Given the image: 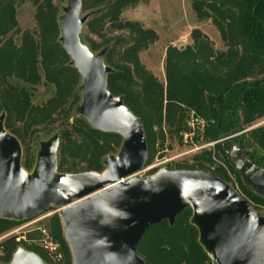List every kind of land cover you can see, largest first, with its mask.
<instances>
[{"label": "rangeland", "instance_id": "obj_1", "mask_svg": "<svg viewBox=\"0 0 264 264\" xmlns=\"http://www.w3.org/2000/svg\"><path fill=\"white\" fill-rule=\"evenodd\" d=\"M197 1L199 0H139L135 6L123 9L119 17L120 22H134L154 34L153 38L147 40V43L139 47L135 53L137 72L139 71L141 77L133 76L137 85L132 87V90L140 92L141 98L145 97L142 89L146 80H152L162 90L159 96L154 97L156 101L155 104H150L151 106L146 99L140 98L133 101L135 106L141 109V112L143 111V114L161 112V120L157 119L151 128L156 136L154 148L148 152V159L138 176L145 177L156 173L158 169L143 170L150 165L157 164H159L158 167L163 166L171 171H206L213 176L223 177L224 182L230 185L237 194L249 200L251 195L257 194L243 183L235 168L230 166L223 144L226 145L227 151L234 160L238 145L242 137H245L246 146L242 150L244 159L253 165H256L254 161L264 165V148L259 147L249 136V132L255 128L264 130V117L256 118L249 125H243L242 132L226 139L222 138L218 143L204 139L203 132L209 123L207 121L208 108L206 106L204 110L198 112L199 106L193 100H198V94L202 93L200 102H205L208 92L213 95L218 92V80L206 76L203 72L212 73L213 77H216L214 76L218 70L215 62L216 55L226 51L229 40L221 37L220 28L213 22L212 11L205 5H202L200 9L207 15L197 16V8H195ZM8 2L13 9V20L8 19L5 7L3 12L1 10V7ZM66 4L67 0H0V12L3 13L2 16L0 15V92L3 94L4 91L7 96V91L11 89L26 100L22 108L25 110L23 117L13 116L11 124L24 135V144H20L21 165L26 163V168L22 167L27 172H31L35 166L36 154L41 142L53 135L58 136L59 142L56 150L58 161L60 149L64 150L66 145L61 133L65 130L71 131L76 125L75 119L86 123L83 117L75 114V107L81 100L78 91L81 76L75 67L70 66L71 60L58 41L59 17L63 14L62 8ZM81 12L82 15L87 13V11ZM92 27L83 26L81 36L87 42L84 44H92L95 47L91 50L93 54L100 49L114 46L113 58L119 61L118 58L122 51L133 44L132 38L135 33L130 32L128 28L117 29L109 27L108 23L102 28L95 23ZM13 49L22 52L28 50L29 55L24 61L20 60V63H17L13 57L10 58L8 55ZM52 51L53 54H51ZM24 63L27 67L32 65L34 70L31 72L11 70V64L18 67L17 64ZM124 63L130 70H133L132 61ZM170 66L174 67L175 71L168 74L167 69ZM187 74L188 82H183L182 78ZM254 78L259 79L261 76L246 78L245 81L251 82ZM209 84H212L214 89H210ZM3 99L0 100V114L6 116ZM172 105L175 106L174 110L173 107L171 108ZM167 112L174 114L170 120L171 123L166 121ZM181 115L183 117L180 122H175V118ZM134 116L140 120L135 114ZM160 133L163 139L157 137ZM71 140L77 143L82 141L77 133H72ZM122 142L123 139L119 136L117 145L110 143L113 151L108 152L106 156L117 154ZM221 146L225 152V158L221 153ZM245 150L253 154V161L246 157ZM208 153L211 156L210 161L206 158ZM61 155L67 166L73 165L74 173L70 174L87 172L85 171L87 161L99 158L97 153L86 147L79 149L75 157H69L63 151ZM256 166L263 169L262 165ZM104 169L102 159L100 170ZM218 169H221L224 175ZM46 213L48 216L40 224L45 234L36 228L24 229L9 236L8 239L14 238L26 251L28 248L25 245L34 244L37 247L35 254L39 255L45 264H62L64 260L72 264L70 248L64 237L62 223L63 247L49 232L51 219L56 218L60 221L58 209L52 208ZM260 213L263 215L264 209H261ZM191 216L192 210L190 209L181 218L180 223L188 221L191 225ZM20 225L22 224L0 233V236L13 231ZM161 233L160 228L150 229L136 248L138 256L143 261L146 260L148 264H188L187 262L198 254L196 250H191V244H197L202 248L199 244L197 229L191 235L185 233L180 244L172 252L167 249L166 245L159 244L158 246Z\"/></svg>", "mask_w": 264, "mask_h": 264}, {"label": "water", "instance_id": "obj_2", "mask_svg": "<svg viewBox=\"0 0 264 264\" xmlns=\"http://www.w3.org/2000/svg\"><path fill=\"white\" fill-rule=\"evenodd\" d=\"M81 0H67L58 38L70 66L81 76L75 114L91 128L123 139L117 154L103 160L102 172L57 173L58 136L40 143L35 166L21 165V145L3 126L0 114V218L25 223L56 208L72 264H146L136 248L144 233L162 221L192 210L191 224L212 264H264V216L230 185L208 172L167 170L139 177L147 158L141 121L108 89L107 48L93 54L80 41L95 11L82 15ZM228 162L243 183L264 198V169L244 159L241 143ZM9 264H45L18 247Z\"/></svg>", "mask_w": 264, "mask_h": 264}, {"label": "trees", "instance_id": "obj_3", "mask_svg": "<svg viewBox=\"0 0 264 264\" xmlns=\"http://www.w3.org/2000/svg\"><path fill=\"white\" fill-rule=\"evenodd\" d=\"M138 1L139 0H81V6L83 12L87 11L86 14L92 11L96 12L84 25L86 28H93L92 24L94 23L98 25L99 28H102L103 25L108 23L109 27L117 29L128 28L130 32L135 33V36L132 38L133 44L122 51L118 58L119 61L113 58L115 49L114 46H112L106 51L104 64L113 69V72L108 74L107 78L109 91H111L112 95L115 97H123L124 105L140 118L147 141V150L150 152L154 148L156 141L155 133H153L151 128L157 119L158 121L161 120V112L156 111L155 114H143V111L141 112V109H138L133 102L134 100L140 99L142 94L132 90V87L137 85L133 76L136 75L137 78L138 76L141 77L139 71L137 72V62L134 58L135 53L139 47L147 43V40L152 39L154 34L149 30L141 28L134 22L123 23L119 21L123 9L135 6ZM195 5L198 17L207 15L205 11L200 9L202 5H205L212 11L213 22L220 28L221 37H225L229 40L226 51L222 53L219 52L216 55L215 62L218 65V70H216L217 74L214 75L216 77H213L212 73L203 72L206 73V76L218 80V92L215 93L216 95L208 92L205 102H200L202 93L198 94V100H193V102L199 106L198 112L202 109L204 110L206 106L208 108L207 121H209V123L206 125V129L203 132L204 139L208 142L218 143L222 138L226 139L242 132L244 130L243 125H249L252 121L256 120V118L264 117V0H199ZM4 7L8 19L13 20L14 14L10 2L1 7L2 12L4 11ZM99 7H101V9H98ZM2 12H0L1 16L3 14ZM79 38L83 44L87 43L83 39V36H81V33ZM87 46L90 51L95 49L92 44H88ZM51 54H53V51ZM8 55L10 58L13 57L17 63H20V60L24 61L25 57L29 55V51L25 50V52H22L13 49ZM44 59H46V57H44ZM126 61L133 62V70H130V68L126 66L124 63ZM11 66V70L14 69L20 72H31L34 70L32 65L27 67L25 63L22 65L17 64L18 67L12 64ZM173 71H175L174 67H168V74H171ZM256 75H260L261 78H254L251 82L245 81L246 78L250 79ZM187 78L188 74L182 78V81H187ZM143 84L142 90L145 97L141 99L148 100L149 105L155 104L156 100L154 97L159 96L162 90L156 86L152 80H146ZM212 84H209L211 85L209 87L210 89H214ZM7 94L6 96L4 91L3 94L0 92V100L4 98L3 109L6 110L7 113L3 126L10 134L16 137L20 144H24V135L19 129L12 126L11 120L13 116L15 118L23 117L25 110L22 108L26 100L22 98L20 94L14 93L11 89L7 91ZM171 108L174 110L175 106L172 105ZM173 117L174 114L170 112L166 113L165 118L168 123H171L170 120H172ZM182 117L181 115L175 118V122H180ZM75 124V127H73L71 131L65 130L61 133L66 141V145L65 149H60L59 152L60 159L57 161V173H74L72 170L73 165L67 166L65 163L61 155L62 151L66 152L69 157H75L76 152L85 147L92 149V151L99 156V158H92L87 161L85 171L102 172V170H100L101 160L107 157L106 155L108 152L113 151V147H111L110 143L117 145L119 136L115 133H104L93 128L91 129L83 120L80 121L79 119H75ZM72 133L80 135L82 141L80 143L72 141ZM249 136L254 139L259 147L264 148V130L262 128L251 130ZM157 137L162 138V134L160 133ZM240 143L243 150L246 146L245 137H242ZM220 149L221 153H223V158H225L223 147L221 146ZM244 152L247 158L251 161L254 160L252 153H248L246 150ZM206 158L210 161V153L207 154ZM254 162L256 165H262L264 169V165L261 164V162ZM22 166L26 168V163H22ZM228 167L231 168L229 164ZM218 170L221 171V169ZM221 172L224 175V172ZM217 178L224 181L223 177ZM248 201L261 216H264V214L262 215V213H260V210L264 209V198L258 195H251ZM189 210L190 209H185L182 213L177 215L173 226H169L167 221H162L158 225L151 226L147 230L149 231L152 228L162 229L161 236L158 240V246L159 244L162 246L166 245L167 249L172 252L175 250L176 246L180 244L184 235H191L196 232L195 227L192 224L190 225L188 221H184L183 224L180 223L181 218ZM50 222V235H52L60 246L63 247L64 238L62 237L61 222L56 218L51 219ZM19 224L22 223L0 218V233ZM18 247H20V244L16 242L14 238H6L1 241L0 264H9ZM25 247L28 248V251L34 253L37 251V247L31 243L28 246L25 245ZM192 249L196 250L198 254L195 255L194 259H190L189 262H187L188 264H211L209 257L202 248L197 246V244H191V250ZM144 261L148 264L146 260ZM62 264H68V261L64 260Z\"/></svg>", "mask_w": 264, "mask_h": 264}, {"label": "built area", "instance_id": "obj_4", "mask_svg": "<svg viewBox=\"0 0 264 264\" xmlns=\"http://www.w3.org/2000/svg\"><path fill=\"white\" fill-rule=\"evenodd\" d=\"M159 164L157 165H150L148 166L147 168H145L143 171H150V170H157V169H161V168H166V167H158ZM158 167V168H157ZM168 170V169H167ZM142 172V170H141ZM140 172V173H141ZM139 173V174H140ZM48 216V214L44 213L43 215L37 217V218H34V219H31L30 221L28 222H25V223H22V225H20L18 228L14 229L13 231H10L9 233L7 234H4L2 236H0V242L5 240L6 238H8L9 236H12L14 235V233H17L19 232L20 230H24V229H27V230H30V229H38L42 234H45V230H43L41 227H40V224L42 223V220H45L46 217ZM52 248V247H50Z\"/></svg>", "mask_w": 264, "mask_h": 264}]
</instances>
